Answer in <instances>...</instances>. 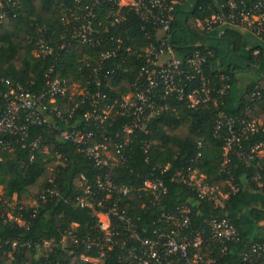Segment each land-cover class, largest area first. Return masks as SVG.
Wrapping results in <instances>:
<instances>
[{"label":"trees","instance_id":"16d2710c","mask_svg":"<svg viewBox=\"0 0 264 264\" xmlns=\"http://www.w3.org/2000/svg\"><path fill=\"white\" fill-rule=\"evenodd\" d=\"M227 1L187 0L176 7V20L171 27L172 47L178 59L186 60L197 51L205 58L203 73L211 83L210 95L217 104L191 108L190 102L180 100L177 94L164 99L159 97L164 110L147 125L146 132L136 131L131 137L128 165L109 174L115 184L135 188L123 198L120 208L137 225L143 238H154L153 230L164 226L159 223L160 217L175 214L179 207L190 209L191 225L199 231H208V222L213 217L227 216L240 234L239 242L228 244L225 254L219 244L205 247L201 253L205 258L217 260V264H243L245 253L253 245L264 244V187L259 186L264 185V156L256 149L264 144V47L254 48L241 32L227 30L219 36V29L207 30V19L220 13ZM74 5L75 0H24L22 6L8 8L7 18H0V77L39 95L45 89L49 69L56 65L54 76L66 81L69 89L79 83L91 96L104 92L108 103L134 93L133 85L145 64L141 49L148 42L156 43L157 38L153 28L133 12L127 15L122 26L114 28L110 27L111 21L105 19L107 14H102L104 27L99 28L101 31L96 38L120 34L125 40L122 48L137 50L140 58L128 56L122 49L116 59L104 61L105 72L116 69V73L103 78L100 86L87 83L90 70L83 59L89 56L88 61L95 66L100 62L101 49L73 45L59 58L50 55L44 59L35 55L41 36L47 41L53 39L54 47L61 45L59 40L67 35L70 27L62 23L64 11ZM106 26L110 27V33L105 35ZM40 29L43 32L37 34ZM146 31L151 39L147 38ZM256 49L261 50L257 58L254 57ZM119 64L128 70L124 66L117 69ZM182 69L193 73L186 65ZM246 70L253 71L258 79L244 87L237 73ZM223 77L228 79L230 89L221 97L218 93L225 84ZM257 86L261 88L260 97L253 98ZM183 87L189 95L200 87V82L186 81ZM8 92L6 84L0 82V120L6 112ZM57 105L65 117L73 115L72 126L85 130L87 125L82 118L91 110V102L83 103L80 96H75L72 100H59ZM220 116L235 120L241 137L229 153V164L225 167L230 132L227 128L216 130ZM133 121L132 116L114 114L102 127L115 135ZM249 122H256L258 129L244 135L240 129ZM88 130L95 131L97 126L91 124ZM49 135L47 125L29 128L28 144L38 136L49 140V153L40 149L31 162L30 148L22 149L19 135L0 134V142L12 144L13 149H0V264H95L82 258L98 257L96 249L87 251L84 245L73 243L76 238L82 242L101 237L97 218L75 204L83 193L82 176L95 188L97 176L108 172L79 153L74 144L59 142L56 136L50 138ZM58 155L62 157L59 159ZM193 171L205 176L217 192L230 196L224 210L215 208L214 203L201 199L187 185L173 180L179 173L188 176ZM148 178L160 179L168 193L159 205L143 209L145 193L140 192V188ZM232 188L238 192L233 193ZM14 197L20 202L23 199L37 201V207L20 202L11 206ZM9 215L14 220L11 221ZM126 251L121 243L115 245L107 259L99 264H121ZM248 264H264V256Z\"/></svg>","mask_w":264,"mask_h":264},{"label":"built area","instance_id":"2783aa9c","mask_svg":"<svg viewBox=\"0 0 264 264\" xmlns=\"http://www.w3.org/2000/svg\"><path fill=\"white\" fill-rule=\"evenodd\" d=\"M187 0H75L72 8H66L62 23L70 26L66 36L61 37L62 42L59 47H54L53 39L48 41L43 36L38 41V49L35 55L39 58H47L50 55L59 58L68 53L75 46H87L101 49L100 62L94 66L85 56L87 69L90 70L89 79L85 82L100 86L104 80L116 73V69H109L105 72L103 62L116 59L118 53L123 49L128 56L136 55L140 58L137 50L131 47H124L125 40L122 36L112 34L96 38L103 28L102 14H107V20L111 21L110 27H119L127 21V15L133 12L146 25L153 28V34L157 38L156 43L148 42L141 49L144 54L145 64L140 69V73L133 85L134 93L120 96L113 102H107L104 92H99L91 96L87 88H82L79 83H74L72 88H68L66 81L54 76L56 65L49 69L46 75V85L44 91L39 95H34L24 89L21 85H14L0 77V82L5 83L9 89L6 94V112L0 120V134L9 132L19 135V143L22 149L30 148V161L36 158V152L40 149L45 154L49 153V140L43 137H36L29 144V128L31 126L47 125L50 129V138L57 137L59 142H69L76 146L79 153L93 161V163L108 173L97 176V185L91 186L84 176L81 177L80 187L83 190L81 196L77 197L76 207L87 209L93 213L98 220L101 237L98 239L88 238L80 241L77 238L73 243L76 246L84 245L87 251L97 250L98 257L85 258L99 264L107 259L115 245L120 243L127 248L126 254L121 259V264H217V260L205 258L201 249L219 244L222 253L227 252L228 244H237L240 234L232 225L230 219L213 217L208 222V231L194 230L191 225V211L187 207H179L175 214H163L159 223L162 228L153 230L154 238H143L137 231V225L129 218L124 210L120 208L123 198L127 197L134 187L126 184H115L109 171L113 172L128 165L130 155L128 149L132 143V136L136 131L146 132L147 125L161 114L164 108L158 102V98L177 94L180 100L187 99L191 108L200 106H210L217 104L216 99L211 97V83L203 73L205 58L200 52H195L193 56L186 60L178 59L172 47L171 27L176 20L175 10L180 4ZM24 0H0V18H7V9L10 7H20ZM220 13H214L207 19V30L209 32L219 29V36H223L225 31L233 30L246 32L253 35L259 46L264 47V0H228L220 8ZM112 16H114L112 18ZM199 27L202 26L197 21ZM110 27L106 26L103 33L109 34ZM155 31V32H154ZM40 29L37 34L42 33ZM147 38L151 39L148 31ZM149 34V35H148ZM137 51V52H136ZM260 49L254 51V57H258ZM88 61V62H87ZM188 66L193 73L184 72L182 67ZM124 65H118L120 69ZM253 66V64H252ZM125 67V66H124ZM128 70V67H125ZM185 79V80H184ZM198 80L200 87L189 95L185 94L184 84ZM225 82L219 96H224L230 89L226 83L227 78H222ZM260 86L256 87L253 98L260 97ZM80 96L85 102H91L92 108L83 115L82 121L87 125L85 130H79L71 125L73 115L65 117L57 105L59 100H72L73 97ZM117 114L119 117H134V121L126 126L121 132L112 135L109 130H105L104 125L110 118ZM94 124L97 130H88ZM227 128L230 136L227 139L225 149V159L223 167L229 164V153L235 144L240 142V135L235 127V120L220 116L216 123V130ZM258 129L256 122H249L242 127V133L255 132ZM0 149L12 151V144L1 141ZM259 154L264 155V144L256 147ZM62 156L58 155L60 159ZM168 169V168H167ZM166 169V170H167ZM113 175V174H112ZM178 183L187 185L192 191L199 194L201 199L214 203L215 208L224 210L229 195H222L206 181V177L193 171L186 176L184 172L179 173L173 179ZM140 192L145 193L143 209L149 206L159 205L168 193L164 183L157 179H146L141 184ZM264 187L263 184H259ZM97 189V190H96ZM233 193L238 190L232 188ZM55 192H52L54 195ZM223 198V199H221ZM44 200L45 198H41ZM111 200V202H109ZM114 202V203H113ZM31 207H37V201L30 202ZM109 206V207H107ZM12 221L14 218L9 215ZM19 225L25 224L16 220ZM120 223L121 226H118ZM161 224V225H162ZM264 256V244H255L248 253H245L243 264H248L252 259Z\"/></svg>","mask_w":264,"mask_h":264},{"label":"rangeland","instance_id":"374dc122","mask_svg":"<svg viewBox=\"0 0 264 264\" xmlns=\"http://www.w3.org/2000/svg\"><path fill=\"white\" fill-rule=\"evenodd\" d=\"M248 35V34H247ZM247 39L249 40L250 37L247 36ZM231 59V58H230ZM237 78L240 80V82H252L256 81L258 79V76L253 72V71H245V72H240L237 73ZM0 196H2V188L0 187ZM20 201H18L17 197H14L11 206L17 205ZM32 200L30 199H23L20 203L24 204H30Z\"/></svg>","mask_w":264,"mask_h":264},{"label":"crops","instance_id":"0c3cea01","mask_svg":"<svg viewBox=\"0 0 264 264\" xmlns=\"http://www.w3.org/2000/svg\"><path fill=\"white\" fill-rule=\"evenodd\" d=\"M242 34L245 36L246 39H247V36L250 37V39H249V40L247 39V40H248V42H249V44H250L251 46H254V48L258 46L259 41H258L253 35H251V34H249V33H246V32H242ZM247 34H248V35H247ZM252 82H253V81H252ZM254 82H255V81H254ZM249 83H251V82H246V83H244V82L242 83V82H241V85L245 87V86H248ZM257 87H258V86H257ZM259 123H262V122L259 121ZM261 156H264V155L261 154Z\"/></svg>","mask_w":264,"mask_h":264},{"label":"water","instance_id":"95a60500","mask_svg":"<svg viewBox=\"0 0 264 264\" xmlns=\"http://www.w3.org/2000/svg\"><path fill=\"white\" fill-rule=\"evenodd\" d=\"M197 6V3L195 4V7Z\"/></svg>","mask_w":264,"mask_h":264}]
</instances>
